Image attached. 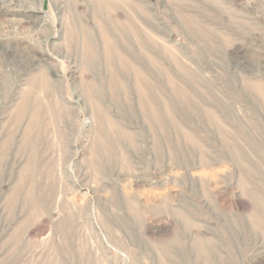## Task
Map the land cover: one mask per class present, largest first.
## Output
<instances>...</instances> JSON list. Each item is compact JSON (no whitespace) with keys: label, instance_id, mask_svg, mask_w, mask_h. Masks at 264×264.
<instances>
[{"label":"rangeland","instance_id":"rangeland-1","mask_svg":"<svg viewBox=\"0 0 264 264\" xmlns=\"http://www.w3.org/2000/svg\"><path fill=\"white\" fill-rule=\"evenodd\" d=\"M0 264H264V0H0Z\"/></svg>","mask_w":264,"mask_h":264}]
</instances>
